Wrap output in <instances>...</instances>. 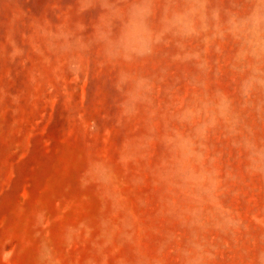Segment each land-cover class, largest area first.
Returning a JSON list of instances; mask_svg holds the SVG:
<instances>
[{
  "label": "rangeland",
  "instance_id": "1",
  "mask_svg": "<svg viewBox=\"0 0 264 264\" xmlns=\"http://www.w3.org/2000/svg\"><path fill=\"white\" fill-rule=\"evenodd\" d=\"M0 264H264V0H0Z\"/></svg>",
  "mask_w": 264,
  "mask_h": 264
}]
</instances>
